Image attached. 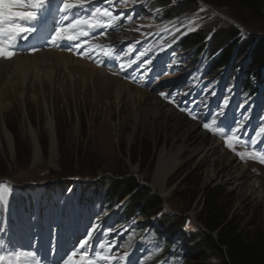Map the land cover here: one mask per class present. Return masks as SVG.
Wrapping results in <instances>:
<instances>
[{
  "label": "rangeland",
  "instance_id": "1",
  "mask_svg": "<svg viewBox=\"0 0 264 264\" xmlns=\"http://www.w3.org/2000/svg\"><path fill=\"white\" fill-rule=\"evenodd\" d=\"M107 1L102 0L101 3ZM165 1L166 4L171 2L169 5L184 3L189 7L196 3L197 6H201L199 8L195 5L193 10L184 12L189 15L187 24H184L185 27H188V31L199 30L203 39L214 37L213 42L211 41L209 45L211 51L223 49L225 46L229 50L233 48L229 56L233 53V62L238 70L242 71L245 63L252 64V55L250 56L249 52L258 45V40L262 44L264 43V9L261 16H258L252 10L235 2H228L224 6H215L211 4V0H179L177 3L175 0ZM129 3H131L130 0L127 3L124 0H112L104 6L108 9L111 5L119 8L118 13L114 16L118 19L123 17L125 21L122 20L123 23L117 25L118 27L129 28L131 26H127V23L139 21L135 16H132L131 20H127V16L132 10L125 11L122 6ZM131 5L134 6V4ZM186 6L185 8H187ZM95 16L103 17L99 13ZM228 30H234L237 35L229 44H226L229 37H224L223 34ZM244 41L250 43L244 51L239 53ZM204 42L206 45V40ZM99 47H102L104 52L109 51L105 43ZM179 54L188 57L191 62L198 60V54L193 53V49L177 47L175 50L168 51L165 46L159 49L156 58L166 57L177 61L180 59ZM137 57L138 53L128 51L121 59L119 57L120 61L114 62L116 69L110 72L98 66L104 58L101 51L92 59L83 61L85 64L97 68L93 69L95 72L99 73L100 70H105V74L111 78H119L130 87L153 93L152 90H145L138 85L145 86L142 82L151 75L156 60L152 57L144 59H137ZM149 59H151L150 64L147 63ZM133 64H137L142 71L135 76L137 82L124 79L117 72V67ZM103 65L109 67L107 63H103ZM89 66H86L88 70L91 68ZM57 71L62 79L59 77L55 80L54 89L43 83V90L37 86L36 89H29L25 95L21 96V91L17 90V87L10 86V91L5 94L6 97L0 99V181L6 180L18 186H38L39 184H57V182L61 184L62 180L65 182L66 180L79 179L85 182L103 183L106 181V177L135 179L148 190L150 196H158L164 203L162 211L144 216L141 222L149 228L159 229L156 231L168 238L169 242V236H177L172 239L175 241L179 238L184 251L189 255L187 260L182 261L183 264H213L219 260L214 253L207 259H201L192 248L194 237L198 236L199 230L202 228L203 198L210 190H213L215 196L222 201L221 204L226 211L225 215L228 221H233L244 234L251 236L258 231H264V203L254 201L250 196L246 199H239L235 191L230 190L227 185L225 186L227 179L224 175L218 176V183L206 184L203 176L210 162L201 161L196 156L185 155L183 167L177 169L168 179V195L165 196L166 198L161 196L152 188V176L156 166L157 150L163 145L164 136L158 134L155 138L150 136L149 131L144 134L142 131H138L132 137V142L128 143L126 136L130 132L129 118L126 117L125 121H122L117 132L114 129V123L118 121L117 104L111 100L112 107H107L104 101L98 103L94 101V98L91 100L84 96L85 85L82 87V84L78 83L80 80L77 78L79 77L78 73L74 74L73 81L70 82L68 71L62 72L66 71L64 69ZM181 72L180 69L169 71L166 76L167 81L173 82L180 79ZM200 72L199 68L192 78H197ZM63 76L68 79L65 80ZM93 80L95 84L103 85L100 78L94 77ZM212 83L210 82V84ZM59 86L64 89L58 88ZM75 90L76 92H74ZM86 92H89V89H86ZM122 110L126 116L128 107L125 106ZM49 124L51 129H49ZM3 128L7 130L11 139L10 146L5 143L2 136ZM229 143L230 141L227 142V146ZM35 147L38 150L37 161H33ZM52 156L54 160L51 163L50 157ZM246 166H248L247 177L258 178L264 183V166L255 159L247 161ZM151 188L155 192H152ZM262 189L264 190V187ZM0 193L4 197L8 195L4 188L0 190ZM127 197L129 198V196ZM127 197L125 199H128ZM140 210L142 211L143 208ZM49 217L51 218V214ZM167 218L173 219V223L171 224ZM138 226L139 224L135 223L128 234V239L123 240L128 245L127 248L131 249L130 255L134 261L145 257L161 240L152 231L143 230V240L132 246L136 235L140 232ZM100 243H103L105 247L114 243L116 248H113L112 251L116 252L118 248V254H124L121 246L115 241ZM136 244L140 246L138 249H135ZM166 246H170L169 243H166ZM167 258V248L164 245L155 249L151 254V259L158 263ZM142 264L144 263L142 262Z\"/></svg>",
  "mask_w": 264,
  "mask_h": 264
},
{
  "label": "bare ground",
  "instance_id": "2",
  "mask_svg": "<svg viewBox=\"0 0 264 264\" xmlns=\"http://www.w3.org/2000/svg\"><path fill=\"white\" fill-rule=\"evenodd\" d=\"M57 23L60 21L56 20L54 27ZM73 37L71 42L63 41V43L73 44L76 40L80 45H83L81 43L84 40L83 36L75 35ZM259 43L260 40H258ZM47 48V51H35L29 54L16 51L15 56L10 60L0 59V99L6 97L5 94L10 91V86L17 87V90L21 91V96L25 95L29 89H36L37 86L43 90V83L54 89L55 80L61 78L57 70L68 71L70 82L73 81L74 74L78 73L77 76L79 77L77 78L80 79L78 83H81L82 87L85 85L84 96L91 100L94 98V101L98 103L104 101L107 107H112L111 100L117 104L118 121L114 123L116 132L119 130L122 121H125L126 117L129 118L130 132L126 136L128 143L132 142V137L138 131H142L143 134L149 131L150 136L155 138L158 134L164 136L165 141L157 150L156 166L152 176V188L161 196L166 198L165 196L168 195V179L177 169L183 167L185 155H188V157L196 156L201 161L210 162L203 176L206 184H216L218 183V176L224 175L227 179L225 186L227 185L230 190L235 191L239 199H246L250 196L254 201L264 203V190L262 189L264 183L258 178L247 177L246 169L248 166L239 164L234 157L221 150L219 148L220 141L199 131L196 122L187 120L176 109L168 108L154 93L130 87L119 78L107 76L105 70H100L99 73L95 72L93 70L95 67L85 64L81 58H73L71 53L58 50L55 44ZM241 51L242 46L239 53ZM84 65L91 67L90 70ZM94 77L100 78L103 85L95 84ZM64 79L66 80L68 77H64ZM261 80L264 82V77ZM58 88L64 89L60 86ZM86 89H89V92H86ZM125 106L128 107L126 116L122 113ZM49 129H51L50 124ZM2 136L5 143L10 146L11 139L5 128L2 130ZM37 158L38 150L35 147L33 161H37ZM53 160V156L50 157L51 163ZM77 180L84 183L79 179ZM66 182L62 180L61 184ZM153 189L152 192H155ZM48 198L49 196L47 201Z\"/></svg>",
  "mask_w": 264,
  "mask_h": 264
},
{
  "label": "snow or ice",
  "instance_id": "3",
  "mask_svg": "<svg viewBox=\"0 0 264 264\" xmlns=\"http://www.w3.org/2000/svg\"><path fill=\"white\" fill-rule=\"evenodd\" d=\"M90 0H0V58L10 60L19 50V44L21 42H27L30 36L39 30L40 22L45 20L46 17L52 16L59 21H68L72 16L74 19L70 23H57L54 30L48 39L49 45L58 44L61 41L71 42L74 37L69 34L70 30L77 26H87L90 30H95L98 27H102V24H98L93 21L92 17L99 13L103 17H111L112 13L108 8L101 9L97 7L91 16L85 13L86 5ZM127 3V0H124ZM137 0H132L135 4ZM135 9L128 14L127 20H131ZM123 15V14H122ZM138 30V29H137ZM87 35L88 33H84ZM105 33H99L104 35ZM78 47V46H77ZM71 50V47L70 49ZM30 52H35L36 48H31ZM144 55V53H140ZM118 58V57H117ZM139 59V57H137ZM151 63V59L147 61ZM143 67V64H141ZM161 97L165 99L175 100V93H165L161 91L159 93ZM224 105L228 104V100L223 101ZM184 107L180 108V111H185ZM189 114L191 110L189 109ZM197 116L193 115L192 119H196ZM212 118L219 119V126L226 128L229 132L234 131L232 124L228 123V117L223 108L216 114H212ZM248 117L244 116V120ZM233 123L240 125V121H234ZM205 129L209 128L207 123H204ZM264 131V128L261 129ZM235 134L242 136L243 133L239 130H235ZM231 137H229V140ZM229 143V147H231ZM99 230V226L95 223L91 228L87 230L84 238L78 239L77 242L68 249L61 257L58 264H131L128 260L129 253L124 252L123 255H119V249L113 252L112 249L116 248V245L110 244L107 247L103 243H100L96 248H92V241L94 233ZM109 231V230H106ZM4 244L3 238L0 237V246ZM32 251L22 253L13 249V255L15 260L9 259L6 262L5 255H0V264H41L40 258H38L37 250L33 245L28 246ZM50 252L55 254L54 249H49ZM23 256V259H22ZM142 264V261L139 262Z\"/></svg>",
  "mask_w": 264,
  "mask_h": 264
},
{
  "label": "trees",
  "instance_id": "4",
  "mask_svg": "<svg viewBox=\"0 0 264 264\" xmlns=\"http://www.w3.org/2000/svg\"><path fill=\"white\" fill-rule=\"evenodd\" d=\"M210 2L215 6H224L228 2H235L244 8L252 10L258 16H261L264 9V0H211ZM161 3L165 4L166 1L161 0ZM195 5L196 3H193L188 7L186 4H182L176 9L173 8L171 14L177 15L180 12H186V10L191 11ZM235 35H237V32L234 30H228L227 33L223 34L224 37H229L226 44H229ZM204 39L200 32H195L188 35L183 40V44L186 47L201 46L203 45ZM213 39L214 37L211 38V41ZM249 43L248 41H244L242 51H244ZM232 51L233 48L229 50V48L225 47L215 60L217 63L213 68L226 63ZM251 54L252 64L250 71L251 73L253 71L259 72L264 67V43L262 44L260 42L256 45ZM254 80L258 81L256 78ZM105 180L103 184L107 191L109 203L115 204L127 196L131 198L125 209L128 214L134 213V209L138 207L143 208L140 211L144 216L153 215V213L163 210L164 203L162 198L155 195L150 196L148 190L135 179L131 180L123 177H120V179H112L106 177ZM204 196L201 213L202 228H200L198 236L194 237V243L192 245L197 256L201 259H207L209 255L214 253L219 260L213 264H264V231H258L251 236H247L239 230L233 221H228L225 215L226 211L221 204L222 201L219 197L215 196L213 190H210ZM167 219H169L171 224L173 223V219Z\"/></svg>",
  "mask_w": 264,
  "mask_h": 264
},
{
  "label": "clouds",
  "instance_id": "5",
  "mask_svg": "<svg viewBox=\"0 0 264 264\" xmlns=\"http://www.w3.org/2000/svg\"><path fill=\"white\" fill-rule=\"evenodd\" d=\"M263 68H261L259 71H263L262 70ZM251 70V69H250ZM250 73H251V71H250ZM259 72H257V71H255V73H254V76L256 77V79L258 80V78L257 77H259V74H258ZM227 154H229V153H227ZM230 155V154H229ZM231 156V155H230ZM235 161H237L236 159H235ZM143 215V214H142ZM144 216V215H143Z\"/></svg>",
  "mask_w": 264,
  "mask_h": 264
}]
</instances>
